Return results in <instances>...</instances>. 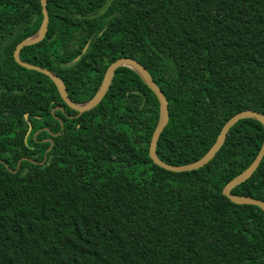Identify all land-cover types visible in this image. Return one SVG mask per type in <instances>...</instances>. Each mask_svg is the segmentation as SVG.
<instances>
[{
	"label": "trees",
	"instance_id": "1",
	"mask_svg": "<svg viewBox=\"0 0 264 264\" xmlns=\"http://www.w3.org/2000/svg\"><path fill=\"white\" fill-rule=\"evenodd\" d=\"M47 9L45 37L21 59L54 71L76 102L114 60H138L168 100L157 155L169 165L201 159L236 114H264V0ZM42 19L41 0H0V264H264V211L223 194L257 157L263 124L238 121L200 169H163L149 156L159 101L137 71L119 67L76 116L48 75L15 60ZM232 194L264 201V158Z\"/></svg>",
	"mask_w": 264,
	"mask_h": 264
},
{
	"label": "water",
	"instance_id": "2",
	"mask_svg": "<svg viewBox=\"0 0 264 264\" xmlns=\"http://www.w3.org/2000/svg\"><path fill=\"white\" fill-rule=\"evenodd\" d=\"M47 1L48 0H41L42 4V12H43V19L41 22V25L39 27V30L33 34L32 36H29L22 41H20L14 50V58L15 60L22 66L29 68V69H34L37 71H40L46 75H48L51 80L56 84L58 91L63 98V100L67 103V105L76 110L78 113L76 116H80L83 114L85 111H88L95 106H97L105 94L107 93L113 77L115 75L116 70L121 67V66H128L134 69L135 71L138 72V74L142 77V80L144 83L153 91V93L156 95L158 101H159V120L158 124L156 126V129L152 135L150 146H149V156L152 159V161L160 166L163 169H166L171 172H186V171H192V170H197L205 165H207L218 153V151L221 149L223 144L225 143L226 137L228 135V132L230 129L240 120L251 118V119H256L260 123L263 124L264 126V114L253 111V110H246L242 111L235 116H233L231 119L227 121V123L223 126L220 134L218 135L215 143L213 146L210 148V150L198 161L187 164V165H169L163 161H161L157 155V145L159 138L167 126L169 122V106H168V100L165 96V94L162 92L160 87L154 82L151 74L149 73L148 69L140 63L138 60H136L133 57L130 56H124L120 57L116 60H114L107 68L105 75L103 77V80L96 91V93L93 95L92 98L85 102H76L71 99L69 96L66 84L64 83L63 79L58 76L54 71L50 70L49 68L36 65L27 61H24L20 57V51L24 46L27 45H32L35 43L40 42L43 40L45 37L47 31H48V24H49V12L47 9ZM88 48V43L84 46L83 52L86 51ZM80 56H77L76 59H78ZM60 108V107H57ZM55 109V108H54ZM53 109V110H54ZM25 118L29 122V129L27 132V135L31 131V123L28 118V113H25ZM62 124V123H61ZM52 147V144L47 148V152L50 150ZM264 158V143L262 144V147L255 158V160L252 162V164L244 170L241 174H239L237 177H235L233 180H231L223 189V194L229 198L233 203L235 204H249V205H254L260 207L264 211V201L260 199H254L251 197H240L232 194V190L236 188L237 186L241 185L242 183L246 182L257 170L259 167L260 163L262 162ZM0 163H4L2 160H0Z\"/></svg>",
	"mask_w": 264,
	"mask_h": 264
}]
</instances>
